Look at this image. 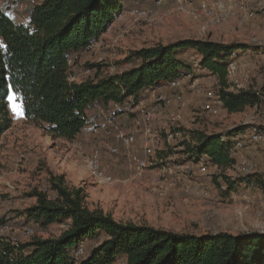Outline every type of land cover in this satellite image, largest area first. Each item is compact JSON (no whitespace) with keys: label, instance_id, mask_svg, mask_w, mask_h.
I'll return each mask as SVG.
<instances>
[{"label":"rangeland","instance_id":"obj_1","mask_svg":"<svg viewBox=\"0 0 264 264\" xmlns=\"http://www.w3.org/2000/svg\"><path fill=\"white\" fill-rule=\"evenodd\" d=\"M2 1L5 0H0V6ZM199 1L222 8L242 3L254 11V17L245 25H239L235 18L213 24L198 14ZM140 8L150 10L149 17L137 19L130 15L132 10ZM185 39L243 44L250 48L236 54L239 76L234 83L230 82V87L232 84L234 92L255 93L259 102L235 113L222 107L207 111L203 109V99L186 89L180 91L187 104L183 122L170 124L162 114L160 121L152 126L150 141L138 138L132 148L141 155L143 142L152 145L154 158L162 160L158 168L185 164L178 177L175 176L173 187L163 189L151 179V174L137 170L126 158L125 148L118 146L116 156H110L105 147L101 148L103 142L112 144L111 138H105V132L98 136L100 138L79 134L73 141L47 136L24 119L21 103L10 93V125L0 134V227L8 224L10 228L0 231V237L5 235L8 241L24 244L33 239L57 238L64 231L63 224H53L47 228L33 227V236L23 234V229L30 225L23 212L35 204L29 194L36 190L53 199L55 195L49 181L55 176H62L68 188L81 189L89 210H99L116 222L195 236L264 234V190L250 187L247 206L240 196L243 184L227 191L221 179L223 175L231 181H239L241 177L234 165L245 161L258 166L253 176L264 181V142L255 144L248 140L253 130L264 137V0H162L160 5H155L154 0H128L123 11L92 43L93 47L78 55L72 71L75 80L80 82L95 77V71L89 66L99 65V77L105 78L131 68L126 58L132 52ZM183 58L196 78L205 81L214 91L219 90V80L199 70L198 57L185 52ZM235 129L239 131L234 137L244 138L245 147L234 165L225 170H216L201 160L206 166L202 173L199 164L181 153L183 141L195 143L190 132L212 135ZM172 130L173 138L166 142L165 134ZM97 149L101 151L102 170L111 178L110 183L99 181L87 169V158ZM97 243H83L85 253Z\"/></svg>","mask_w":264,"mask_h":264},{"label":"trees","instance_id":"obj_2","mask_svg":"<svg viewBox=\"0 0 264 264\" xmlns=\"http://www.w3.org/2000/svg\"><path fill=\"white\" fill-rule=\"evenodd\" d=\"M18 1L5 0L0 6V134L10 125L8 96L13 93L27 122L47 136L73 141L86 127V109L95 102L103 107L136 102L146 89L191 73L183 58L185 52L199 58V70L219 80L218 93L227 112H240L259 102L255 93L223 90L231 57L250 49L243 44L193 39L158 44L132 52L126 58L131 68L122 72L100 78V66L93 64L89 68L95 77L69 82L78 55L98 40L128 0H38L26 23L5 15V9L15 7ZM238 131L190 132L195 143L183 141L181 153L225 170L234 165L229 149ZM253 175L237 182L223 175L217 179H222L227 191L242 184L264 190V181ZM49 184L55 197L33 190L29 196L35 204L23 215L28 226L63 224L64 231L57 238L16 245L3 235L0 264H264V234L195 236L120 223L99 210H89L82 190L68 188L62 176L51 177ZM87 241L98 243L74 261L71 253Z\"/></svg>","mask_w":264,"mask_h":264},{"label":"built area","instance_id":"obj_3","mask_svg":"<svg viewBox=\"0 0 264 264\" xmlns=\"http://www.w3.org/2000/svg\"><path fill=\"white\" fill-rule=\"evenodd\" d=\"M155 5H160L162 0H154ZM182 1V0H179ZM38 5V0H24L19 2L15 7H8L5 9V15L11 20H20L22 16L29 14V12ZM198 14L205 20L211 23H219L221 21L235 18L239 25H245L248 21L253 19L254 11L251 8L246 7L242 3H233L229 8H222L219 6L210 5L205 1L198 2L197 8ZM151 14L148 9L140 8L131 11L130 15L135 18H147ZM26 23V22H23ZM93 47L91 44L87 49ZM231 57L226 69V88L223 90L227 92H234L233 86L230 82L234 83L238 78L239 69L238 63ZM70 63V61H68ZM69 82H77L74 76L68 77ZM81 82V81H80ZM77 82V83H80ZM239 89V87H237ZM187 90L196 97L204 100L203 109L207 111L215 110V108L222 107V101L218 91H214L212 87L206 84L205 81L194 76L191 72L174 81H171L164 85H156L146 89L141 97L136 101H126L124 103H110L107 107H103L95 102L91 107L86 109L87 125L81 131L80 134L100 136L102 132H105L107 137L111 138L112 144L103 142L101 148H106L110 156H116L118 154V146H121L127 150L126 158L137 168L140 173L151 174L152 180L161 184L163 189L173 187L175 176L178 177V173L185 167V164H178L172 168H158L159 162L154 158V150L152 145L144 144L140 149L141 155H138L133 151V147L138 138H147L145 142H149L148 138L152 137V126L160 121L163 114L166 121L170 124L182 123L183 112L187 108V104L180 95V91ZM240 90H237L238 92ZM234 92V93H236ZM95 108L97 111V117L91 118L90 111ZM175 133V132H174ZM173 138V130L165 134L166 142L171 141ZM249 142L260 144L264 142V137L261 132L253 130L249 137ZM233 144L229 149V156L237 161V157L245 147L244 138L236 136L232 138ZM116 145H115V144ZM101 151L96 150L90 154L87 158V169L89 172L99 181L106 183L111 182V178L106 176L102 170L101 164ZM191 162H194L192 159ZM196 162L199 164V170L205 173L206 166L204 163ZM207 165V163L205 162ZM235 169L241 178L252 176L255 171L258 170V166L254 163L240 162L235 163ZM218 170L216 167H214ZM243 192L240 193L241 199L248 206L249 205V185L243 184ZM194 191L196 189L192 187ZM8 224H3L0 227L1 232H5L9 229ZM23 234L26 236H33L34 229L32 226H27L23 229ZM13 245L18 244L15 240H10ZM85 254L83 244L79 245L76 250L71 253V257L74 261H78ZM117 264H122L118 262Z\"/></svg>","mask_w":264,"mask_h":264},{"label":"crops","instance_id":"obj_4","mask_svg":"<svg viewBox=\"0 0 264 264\" xmlns=\"http://www.w3.org/2000/svg\"><path fill=\"white\" fill-rule=\"evenodd\" d=\"M21 1H24V0H19L18 2H21ZM28 19H29V14L22 16L21 19L18 20V22H21V23L27 22ZM96 113H97V111L95 110V108H93L90 111L89 115L91 116V118H95V117H97V114ZM96 138H100V137H96Z\"/></svg>","mask_w":264,"mask_h":264},{"label":"snow or ice","instance_id":"obj_5","mask_svg":"<svg viewBox=\"0 0 264 264\" xmlns=\"http://www.w3.org/2000/svg\"><path fill=\"white\" fill-rule=\"evenodd\" d=\"M9 98H11V97H9ZM15 109H16V106L14 105V106H13V110L15 111Z\"/></svg>","mask_w":264,"mask_h":264}]
</instances>
